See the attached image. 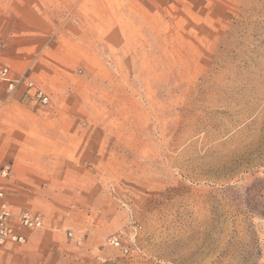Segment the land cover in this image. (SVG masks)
<instances>
[{"label":"rangeland","instance_id":"obj_1","mask_svg":"<svg viewBox=\"0 0 264 264\" xmlns=\"http://www.w3.org/2000/svg\"><path fill=\"white\" fill-rule=\"evenodd\" d=\"M0 44L5 201L43 220L0 264H264V0H0Z\"/></svg>","mask_w":264,"mask_h":264},{"label":"built area","instance_id":"obj_2","mask_svg":"<svg viewBox=\"0 0 264 264\" xmlns=\"http://www.w3.org/2000/svg\"><path fill=\"white\" fill-rule=\"evenodd\" d=\"M0 81L7 83L9 90H12L17 82L13 79L10 68L1 62V44ZM42 101L47 102V98L43 97ZM10 175L11 169L9 166L0 169V245H5L6 243H24L26 240L24 230H34L43 226V220L40 215H33L27 211H21L15 214L9 209L5 201L4 182ZM107 243L113 247L120 248L125 254L129 253L128 247L123 244L121 237L118 235L109 236Z\"/></svg>","mask_w":264,"mask_h":264}]
</instances>
